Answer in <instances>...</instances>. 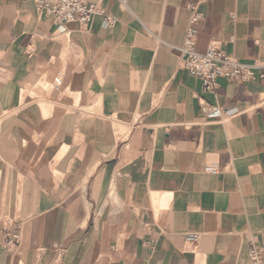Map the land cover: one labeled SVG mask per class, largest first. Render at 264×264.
<instances>
[{
	"label": "crops",
	"instance_id": "obj_1",
	"mask_svg": "<svg viewBox=\"0 0 264 264\" xmlns=\"http://www.w3.org/2000/svg\"><path fill=\"white\" fill-rule=\"evenodd\" d=\"M90 1L113 26L0 0V264H251L264 79L204 92L176 47L195 8L199 51L264 65V0ZM203 101L228 115L204 122ZM7 221L21 233L10 248Z\"/></svg>",
	"mask_w": 264,
	"mask_h": 264
},
{
	"label": "built area",
	"instance_id": "obj_2",
	"mask_svg": "<svg viewBox=\"0 0 264 264\" xmlns=\"http://www.w3.org/2000/svg\"><path fill=\"white\" fill-rule=\"evenodd\" d=\"M127 7L130 0H119ZM37 10L52 17L60 26L68 23H77L83 26L89 25L95 17L100 16L105 27L114 24L112 16L98 3L90 0H36ZM202 19V14L195 8L191 9L189 26L186 30L185 40L182 46L176 47L182 60L183 68L202 83L204 92H214L217 88V79L220 77L242 82L264 79V65L258 63H242L227 55L215 44H211L207 50L199 51L196 46L198 35L197 24ZM202 119L206 123L218 122L228 115L220 106L201 102ZM220 167L217 163L205 167V172L217 175ZM5 233L6 246L19 245L21 241L20 226L7 221L2 226ZM200 234L189 233L186 235V243L189 249L195 250L200 241ZM251 264H264V247L251 244L249 250Z\"/></svg>",
	"mask_w": 264,
	"mask_h": 264
}]
</instances>
